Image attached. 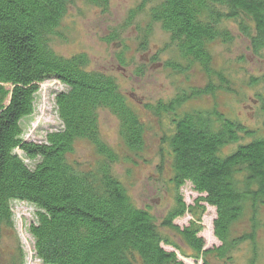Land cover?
Masks as SVG:
<instances>
[{
  "label": "trees",
  "instance_id": "trees-1",
  "mask_svg": "<svg viewBox=\"0 0 264 264\" xmlns=\"http://www.w3.org/2000/svg\"><path fill=\"white\" fill-rule=\"evenodd\" d=\"M74 1L0 0V243L4 229L14 228L11 202L21 201L35 207L28 234L32 255L42 264H184L178 255L210 264L211 257L224 258L246 237L230 239L232 223L247 204L255 208L264 203V98H258L263 114L259 129L215 107L189 112L180 108L191 98L234 92L229 79L213 70L209 45L214 40L230 43L233 35L227 24L232 23L253 53L264 51V0H143L138 7L139 12L150 4L149 23L169 34L166 48H173L176 58L165 67L175 73L198 67L209 79L167 101L142 105L170 123L161 142L170 152L175 203L159 224L148 209L134 204L115 177L119 155L100 135L98 110L107 109L116 117L131 153L145 147L148 126L113 77L89 69L86 53L63 56L50 45ZM83 1L102 10L109 4ZM257 80L264 83V77L251 76L247 85L253 87ZM46 81L61 86L54 94L60 126L41 141L26 140L21 121L33 114ZM79 140L99 156L91 169L80 170L68 160ZM185 183L197 193L191 204L179 192ZM206 206L215 209L217 247L205 248L198 235ZM186 213L191 216L186 226L173 223ZM160 229L170 230L179 242ZM19 254L21 259L0 258V264H25Z\"/></svg>",
  "mask_w": 264,
  "mask_h": 264
},
{
  "label": "rangeland",
  "instance_id": "rangeland-1",
  "mask_svg": "<svg viewBox=\"0 0 264 264\" xmlns=\"http://www.w3.org/2000/svg\"><path fill=\"white\" fill-rule=\"evenodd\" d=\"M142 2L109 0L108 7L102 10L83 0H75L50 45L63 56L86 53L90 59L89 69L113 77L148 126L145 147L131 153L119 135L116 117L107 109L98 110L100 135L119 155L118 162L113 166L115 177L122 181L134 204L148 209L159 224L175 203V190L169 181L170 152L161 142L170 123L168 117H156L142 105L167 101L178 91L203 86L209 79L198 67L189 68L183 73H175L165 67L167 61L176 58V52L173 48H166L170 42L169 34L159 24L149 23L147 12L150 4L138 12ZM227 27L233 40L227 44L214 40L209 50L213 70L229 79L234 92L217 91L214 96L191 98L181 106L180 112L215 107L228 117L239 119L250 128L259 129L263 114L258 98H264V83L257 80V84L251 87L247 82L251 76L264 77V51L253 53L249 40L238 32L236 25L228 23ZM145 39L147 43L142 45ZM210 79L216 83L215 76ZM59 90L61 86L56 81L41 84L33 114L21 121L26 140L41 141L47 132L60 126L54 106V94ZM262 132L260 129L259 133ZM228 150L229 147H226L222 152L225 154ZM17 153L21 155V152ZM97 159L99 156L93 147L84 140L76 142L74 152L68 157L80 170L91 169ZM25 161L31 165L28 160ZM179 192L186 204H191L197 197L189 183L180 187ZM11 205L14 228L3 231L0 258L3 261L21 259V251L25 264H42L32 255L33 241L28 234L29 224L35 220V207L21 201H13ZM214 217L215 209L206 206L201 217L202 230L198 234L203 237L205 248L220 245L213 235ZM190 219L191 216L186 213L174 219L173 223L183 227ZM160 230L179 242L170 230ZM229 235L230 239L246 237L233 246L224 258L211 257L210 264H264V203H258L255 208L247 204L242 217L230 226ZM164 248L173 249L171 246ZM184 250L190 254L188 249ZM178 256L184 264H201L200 260Z\"/></svg>",
  "mask_w": 264,
  "mask_h": 264
}]
</instances>
